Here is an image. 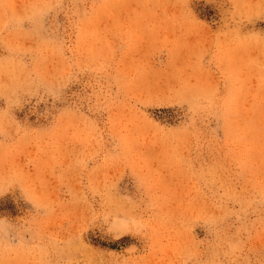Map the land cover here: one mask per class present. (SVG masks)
Instances as JSON below:
<instances>
[{"label":"rangeland","instance_id":"374dc122","mask_svg":"<svg viewBox=\"0 0 264 264\" xmlns=\"http://www.w3.org/2000/svg\"><path fill=\"white\" fill-rule=\"evenodd\" d=\"M0 264H264V0H0Z\"/></svg>","mask_w":264,"mask_h":264}]
</instances>
